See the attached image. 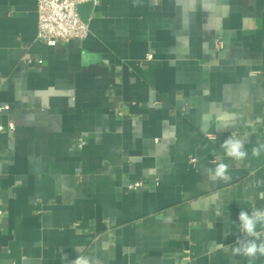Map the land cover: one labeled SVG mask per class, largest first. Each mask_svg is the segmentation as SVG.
<instances>
[{"label":"crops","instance_id":"0c3cea01","mask_svg":"<svg viewBox=\"0 0 264 264\" xmlns=\"http://www.w3.org/2000/svg\"><path fill=\"white\" fill-rule=\"evenodd\" d=\"M91 3L88 37L48 46L38 0H0V264H248L233 248L239 212L264 210V0Z\"/></svg>","mask_w":264,"mask_h":264},{"label":"clouds","instance_id":"9594fccd","mask_svg":"<svg viewBox=\"0 0 264 264\" xmlns=\"http://www.w3.org/2000/svg\"><path fill=\"white\" fill-rule=\"evenodd\" d=\"M218 120H223V117H218ZM229 124L225 123L224 127ZM245 139L238 138L235 135H230L220 145L224 149L227 157L235 162H240L247 158L248 152L245 150ZM264 152V142H257V146L252 148V155L260 157ZM214 168L208 169V178L211 181L227 180L228 165L223 162H218L213 159ZM238 230L243 234L242 239L237 240V246L233 248V255L247 257L248 264H253V261L259 257H264V210L253 208L251 211L241 210L238 215ZM259 227L260 230H257ZM74 264H89V259L85 256L78 257Z\"/></svg>","mask_w":264,"mask_h":264},{"label":"built area","instance_id":"2783aa9c","mask_svg":"<svg viewBox=\"0 0 264 264\" xmlns=\"http://www.w3.org/2000/svg\"><path fill=\"white\" fill-rule=\"evenodd\" d=\"M97 0H38V33L36 40L44 45L56 46L68 43L74 39H85L90 33L89 22L82 16L80 6ZM217 47H222V41L216 42ZM148 59L152 55L148 54ZM31 62V60H30ZM38 62H42L38 60ZM9 108L8 105L5 106ZM3 130L4 127L0 126ZM9 129L14 130L15 125L9 124ZM85 142L81 139V144ZM195 161V159H193ZM132 186H142L136 182Z\"/></svg>","mask_w":264,"mask_h":264},{"label":"water","instance_id":"95a60500","mask_svg":"<svg viewBox=\"0 0 264 264\" xmlns=\"http://www.w3.org/2000/svg\"><path fill=\"white\" fill-rule=\"evenodd\" d=\"M92 6H93V4L91 2L85 3V4L80 6L83 19L87 22H88V18L90 16V10H91Z\"/></svg>","mask_w":264,"mask_h":264}]
</instances>
